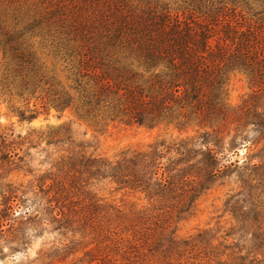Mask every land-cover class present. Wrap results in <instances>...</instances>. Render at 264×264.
Listing matches in <instances>:
<instances>
[{"label":"trees","instance_id":"16d2710c","mask_svg":"<svg viewBox=\"0 0 264 264\" xmlns=\"http://www.w3.org/2000/svg\"><path fill=\"white\" fill-rule=\"evenodd\" d=\"M90 2L80 18L59 31L46 30L54 55L64 64L66 84L46 74L32 44L11 31L3 33L0 97L40 101L38 107L16 108L22 120H32L49 106L71 109L96 125L192 128L197 134L157 139L146 148L122 152L115 161L88 154V142L76 143L79 150L63 149L66 153L53 164L57 173L39 176L40 191H54L56 200L86 193L87 206L97 213L100 199L86 188L92 180L109 179L183 219L203 195L237 175L241 189L228 193L225 207L239 228L227 235H238L248 252L264 254V147L257 163L231 159L244 141L264 140V0H177L176 12L139 8L126 0ZM50 19L34 18L31 27H51ZM232 73L246 75L254 86L237 110L227 101ZM47 138L49 145L74 143L68 125L49 131ZM0 140L1 160L24 161L7 136ZM6 211L0 214V234L13 204ZM16 223L21 235L24 223L14 219L11 228ZM207 235L200 232L196 239L207 241ZM154 243L165 250L177 246L164 233Z\"/></svg>","mask_w":264,"mask_h":264},{"label":"rangeland","instance_id":"374dc122","mask_svg":"<svg viewBox=\"0 0 264 264\" xmlns=\"http://www.w3.org/2000/svg\"><path fill=\"white\" fill-rule=\"evenodd\" d=\"M126 1L138 7H167L173 12L178 9L177 0ZM90 4V0H0V37L11 31L21 41L32 44L46 74L55 75L66 84L64 64L54 55L52 38L46 30H61L75 17L80 18ZM41 16H51V27L46 23L31 27L34 18ZM3 64L0 52V75ZM253 88L246 75L232 73L227 91L230 108L237 110ZM34 104L40 106L34 97L13 98L11 102L0 97V136H7L11 148L19 156H26L22 162L16 158V164L0 159V214L7 213L10 204L14 209V214L9 213L3 221L0 264H264L263 251L248 252V248H242L245 244L237 239L238 235H227L239 228L225 207L228 193L241 189L237 175L203 195L193 214L183 219L155 209L144 194L120 189L109 179L92 180L86 188L100 199L97 213L87 206L90 201L84 199L86 193L56 200L54 191L47 194L38 187L39 176L58 172L53 164L66 153L63 149L79 150L76 143L88 142V154L115 161L126 150L146 148L157 139L193 136L196 130L164 126L149 129L105 122L96 125L80 119L71 109L49 106L32 120H22L16 108L26 110ZM62 125L71 128L74 143L49 145L47 133ZM244 143L238 153H231L232 161L240 165L245 160L257 163L264 140ZM26 209L29 215L25 214ZM138 213H146L144 219L138 218ZM14 219L24 223L21 235L15 230L21 225L16 223L11 228ZM200 232L208 233L207 241L196 239ZM160 233L174 237L177 246L157 248L154 241ZM233 242L239 247L233 248Z\"/></svg>","mask_w":264,"mask_h":264}]
</instances>
